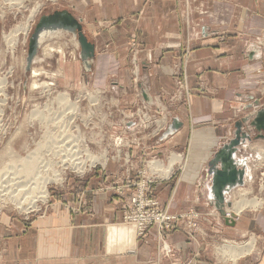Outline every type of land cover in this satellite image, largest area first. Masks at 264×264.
Here are the masks:
<instances>
[{"label":"crops","instance_id":"0c3cea01","mask_svg":"<svg viewBox=\"0 0 264 264\" xmlns=\"http://www.w3.org/2000/svg\"><path fill=\"white\" fill-rule=\"evenodd\" d=\"M67 8L94 43V55L86 68L78 48L73 47L77 57L61 68L65 85L84 81L109 87L122 107L144 100L156 108L174 89V65L184 68L185 83L193 92L187 104L176 106L168 121L175 117L178 126L166 137L159 136L161 131L150 145L162 158L173 150L190 152L185 169L178 176L156 181L154 194L170 211L193 206L207 216L201 217L195 239L180 230L168 233L164 242L170 251L165 252L158 246L155 227L136 236L133 225L120 221L121 211L111 201L112 194L100 191L91 207L75 215L76 221L51 225L53 230L71 232L63 237L51 234L45 258L36 264H184L188 260L215 264L212 247L218 238L213 233L240 237L236 233L243 230L264 229L262 211L252 217L242 212L234 226L224 223L209 201L211 175L206 169L214 151L233 135L234 122L264 107V88L259 89L264 77V0H69ZM107 20L113 22L101 26ZM133 35L142 41L135 53L137 88L131 79V47L126 40ZM186 51L184 58L181 55ZM251 133L257 132L252 129ZM247 144L239 146L237 157L248 158ZM112 166L110 162L109 169ZM102 179L95 171L85 179L84 189L98 186ZM68 239L71 242L66 244ZM223 264H264V249Z\"/></svg>","mask_w":264,"mask_h":264},{"label":"rangeland","instance_id":"374dc122","mask_svg":"<svg viewBox=\"0 0 264 264\" xmlns=\"http://www.w3.org/2000/svg\"><path fill=\"white\" fill-rule=\"evenodd\" d=\"M39 1L41 5L33 17L28 36L34 21L40 14L51 12L54 9H68L69 0H23L18 5L14 1L10 3L9 0H0V77L6 79L5 84L0 85V264H36V260L45 258L44 252L48 251L50 243L49 236L54 234L57 237L58 235L63 237L65 232H71L70 229L68 231L66 229L53 230L51 225L55 222L76 221L75 215L91 207L93 196L100 191H108L112 194L110 199L120 209L122 223H129L125 221V210L136 212V202L141 200L142 203L149 204V208L154 209V213L164 212L167 216L174 217L172 219L173 228L160 230L156 222H153L142 234H139L136 227L129 223L135 227L136 236H143L149 227H155L158 246H163L165 252L170 251L166 249L164 241L166 235L172 231H183L187 237L195 239L197 234H200L201 217L207 215L193 206H188L185 210L170 211L168 205L162 204L154 194L156 181L170 179L175 174L178 176L185 169L190 150H173L166 158H162L159 153L152 151L153 146H149L152 139L157 136L151 133L163 124L166 126L177 105L187 104L189 101L193 89L185 83L184 68H179L178 64L174 65V89L169 94L164 92L166 101H159L156 108H150L144 100L134 101L129 107H122L109 87L92 86L84 81L79 82L78 85L64 84L61 79L62 65L65 61H73L77 55L73 48L75 46L68 40L71 35L63 32L45 41L31 63V67L44 70L36 77L39 80L50 82L49 87L30 88V82L34 76L30 71L24 70L28 36L25 44H21L22 34H20L14 50H10L5 46L2 33H7L14 25L25 22L30 9ZM15 4L16 6H13ZM112 22V20L103 21L101 26H108ZM126 40L129 41L131 47L128 54L131 79L134 88H137L139 68L135 53L137 48L142 47V41L139 35H133L131 39ZM46 42L60 45L61 51L55 50L49 52V55L45 54L43 47L47 46ZM181 56L186 58L187 51ZM260 82L261 91L264 88V77ZM198 86V89L204 88L202 85ZM58 91H66L76 105L65 106L66 103L62 101H53ZM92 97L96 99L93 100ZM145 112L148 118L144 120ZM131 117L136 120L135 125L126 121ZM251 130L252 138L247 140L250 144L255 141H264V138L255 137L256 135L251 133ZM151 135L154 136L150 138ZM72 142L74 145L76 142V146L79 147V155L84 152L83 159H76L81 162L82 172L73 169L74 167L67 163L57 162L58 151L66 146L69 148ZM246 146L249 152L246 155L248 156L246 164H248V173L249 170L251 173L249 181L245 178V187H248L249 191L244 198L246 201L253 198L264 201V158L253 148H249L248 144ZM129 150L130 160L126 161L125 152ZM172 153H176L174 156L177 158L171 165H168V158ZM17 155L20 156L17 157ZM21 156L38 158L29 172L20 169ZM40 158L46 159V162L44 160L40 162ZM154 159L160 161L154 163L156 162H153ZM110 162L115 165L111 169L108 167ZM143 165L146 173L157 172L161 178L146 182L144 179L146 173H137V169H142ZM95 171H99L103 178L102 182L98 186H91L88 190L84 189L85 179ZM33 173H35L34 177ZM55 173H57L56 176L53 175ZM148 174L146 179L149 177ZM106 178L110 180L107 181ZM42 180L46 181L45 195H41V191L38 190L44 182ZM142 181L147 185L143 186L141 199H137L134 195L139 194ZM39 191L40 194H38ZM232 202L233 198L231 205ZM215 210L218 212L217 209ZM258 211L264 212V203H256L254 206L246 205L243 212L252 217ZM176 215H178V220L175 219ZM250 221L254 222V220H249V223ZM192 223L195 226H191ZM214 234H212L213 237L218 238L212 247L215 264H223L226 260L235 263L241 255L253 252L262 253L264 249L263 228H250L245 232L236 233L242 235H239L240 237L224 234L214 236ZM251 236L254 241L248 251L238 252L236 248L232 250L234 253L232 255L229 247H224V239L239 242L248 241ZM70 242L68 239L65 243ZM184 264H190V261Z\"/></svg>","mask_w":264,"mask_h":264},{"label":"water","instance_id":"95a60500","mask_svg":"<svg viewBox=\"0 0 264 264\" xmlns=\"http://www.w3.org/2000/svg\"><path fill=\"white\" fill-rule=\"evenodd\" d=\"M69 33V41L78 48L79 57L86 68L90 67V59L94 55V43L88 39L83 31L81 21L66 9H54L42 13L34 21L32 30L27 38V51L24 70H31V63L36 58L38 49L51 36ZM25 84L23 83V86ZM258 104V101H255ZM247 124V125H246ZM246 127L244 128V126ZM178 121L175 117L168 123L163 135L176 129ZM251 128L257 131L255 137L264 138V107H259L252 114L242 116L234 122L233 135L214 151L207 161V173L211 175L209 187V201L217 208L225 224L233 225L234 217L226 215L224 205H231L229 191L236 186L243 185L246 173V157H237L239 146L252 138Z\"/></svg>","mask_w":264,"mask_h":264},{"label":"bare ground","instance_id":"6f19581e","mask_svg":"<svg viewBox=\"0 0 264 264\" xmlns=\"http://www.w3.org/2000/svg\"><path fill=\"white\" fill-rule=\"evenodd\" d=\"M16 2L17 5L20 4L21 2H23V0H9V2ZM14 4V3H13ZM40 5H41V1L39 2H36V4L34 5V7H32L30 9V14L29 16H27L26 18V21L23 22V23H18L17 25H14L7 33H2L3 35V39H4V42H5V46L6 48L10 49V50H14L15 46L17 45V42L19 41V35H21V39H20V42L21 44L26 42V37L28 36V31L30 29V26L31 25V22L33 20V17L34 15L36 14V12L38 11V9L40 8ZM13 6H16L13 5ZM2 13V12H1ZM4 13V11H3ZM47 46L46 47H43V50L45 51V54H48L49 55V52L51 51H61L62 47H60V45H54L52 43H49V42H46ZM62 44V43H61ZM61 48V49H60ZM63 56V55H62ZM64 60V59H63ZM80 60V59H79ZM42 70L41 68H36L34 66L31 67V70H30V73L32 76H34V78L31 80L30 82V88H33V87H36V86H42L43 88H48L50 84V82H47L45 80H39L38 77H36L37 75H39L40 73H42ZM45 73V72H44ZM37 78V79H36ZM6 79L4 77H0V85H3L5 84V81ZM87 92V91H86ZM90 97V95H89ZM58 98V99H56ZM93 98V97H92ZM91 98V99H92ZM96 98H93V100H95ZM56 101V102H63V103H66L65 106H74L76 105V102L74 100H71L70 97H69V94L66 92V91H58V93L56 94L55 96V99H53V101ZM52 105V104H51ZM64 105V104H63ZM76 107V106H75ZM262 107V106H261ZM259 108V107H258ZM256 108V109H258ZM254 109V111L256 110ZM250 115L252 113H249ZM125 119V118H123ZM143 119L145 120L146 117L143 116ZM169 123V122H168ZM132 125V124H131ZM168 125V124H167ZM166 125V127H167ZM247 125V124H246ZM166 127L163 128L161 131V134L159 136H162L163 134V131L166 130ZM161 127L157 128L155 130V132L157 130H160ZM173 132L169 133V134H166V135H163V137H166V136H169L170 134H172ZM72 139V138H71ZM84 140V139H83ZM259 140V139H258ZM262 141V140H261ZM254 142V141H253ZM264 142V141H263ZM263 142H260V141H255L254 143L250 144L249 145V148H253V150H255L256 152H258L259 155L262 156V158H264V143ZM69 144V143H68ZM76 142H75V145L71 144V146L68 148V146H66V148H63L61 151L59 150L58 151V155H57V158L56 156H54L56 159H57V162H61L62 164L63 163H67L69 166L71 165L72 167H74L73 169L77 170V171H80L82 172L83 169H80V165H81V162L80 161H76L77 158H80L79 156V147L76 146ZM85 149V148H84ZM56 150V149H55ZM83 151V150H82ZM251 151V150H250ZM254 152V151H253ZM12 154V153H11ZM17 154V153H16ZM176 155V153H174ZM174 154L172 153L169 158H168V162L169 164L168 165H171V163L173 162L174 159L177 158V156H174ZM253 154V153H252ZM26 155V154H25ZM20 156V155H17V157ZM37 156V155H36ZM41 156V155H40ZM253 156V155H252ZM12 157V156H11ZM251 157V156H250ZM15 158V157H14ZM47 158V157H46ZM261 159V158H260ZM35 160H38V158L36 159V157L34 158L33 156H24V157H20V161H21V168L22 171L23 170H26V171H30V169L32 168V166L34 165V163L36 162ZM39 160H41L40 162H42V160H44V158H40ZM46 160V159H45ZM44 160V161H45ZM53 160V159H52ZM51 160V161H52ZM55 160V159H54ZM19 161V160H17ZM156 161V162H154ZM158 161L160 160H153L154 163H157ZM250 160H248L249 162ZM253 161V160H252ZM263 161V160H262ZM46 162V161H45ZM56 162V163H57ZM152 162V163H153ZM151 163V164H152ZM252 163V162H251ZM61 164V165H62ZM66 164V165H67ZM60 165V164H59ZM251 166V164H250ZM35 167V166H34ZM83 167V166H82ZM171 166H169L170 168ZM246 173H245V178L246 180H248L250 178V170H249V173H248V165L246 164ZM34 170V169H33ZM21 171V170H20ZM21 171V172H22ZM25 171V172H26ZM32 172V171H31ZM35 172V171H34ZM56 172V171H54ZM53 172V173H54ZM57 173L53 174L56 176ZM35 173H33V177H34ZM248 175V176H247ZM48 177V176H47ZM49 178H51L49 176ZM57 179V178H56ZM38 181V180H37ZM36 181V182H37ZM44 180H42L43 182ZM249 181V180H248ZM252 181V180H251ZM35 182V181H34ZM41 182V181H40ZM45 183L46 181H44L41 185V188L38 189L41 191V195H45L46 194V188L44 187L45 186ZM36 184V183H35ZM41 184V183H40ZM32 186V185H31ZM36 186V185H35ZM34 186V188H35ZM245 182H244V185H239V186H236L234 187L233 189H231L229 192H230V196L233 198V202H232V205L229 207L227 205H224V208H225V212H226V215L228 216H231V214L233 213V217H234V224H235V221H236V218L238 217L239 214H241L244 209H245V206L246 205H250V206H254V204L258 203L260 204L261 202L264 203L263 200H256L255 198L253 199H249L248 201L245 200L244 196L246 195V193L249 191L248 187L246 188L245 187ZM23 187V185H22ZM38 188V187H37ZM21 191V190H20ZM33 191V189H32ZM40 191L38 194H40ZM24 192V191H22ZM33 193V192H32ZM25 194V193H24ZM34 195V194H33ZM23 196V195H22ZM231 200V199H230ZM210 203H212L210 201ZM213 204V203H212ZM214 206V204H213ZM215 207V206H214ZM27 208V206H26ZM216 208V207H215ZM217 209V208H216ZM221 216V215H220ZM222 218V217H221ZM223 219V218H222ZM224 221V220H223ZM233 225H230V226H234ZM228 225V224H227ZM241 232H245L244 230L241 231ZM225 240V243H224V247L228 248L231 250V253H232V250H236V248L239 250L238 252H241V251H248L251 249L252 245H253V241H254V238L251 236L250 237V240H244V241H239V242H236L234 240H227V239H224ZM248 242V243H247ZM250 242V243H249ZM248 244V245H247ZM240 248V249H239ZM234 253H232L233 255ZM238 254V253H237ZM238 257V256H237Z\"/></svg>","mask_w":264,"mask_h":264},{"label":"built area","instance_id":"2783aa9c","mask_svg":"<svg viewBox=\"0 0 264 264\" xmlns=\"http://www.w3.org/2000/svg\"><path fill=\"white\" fill-rule=\"evenodd\" d=\"M142 107H144V106H142ZM145 114H146V116L145 115H143V116H145L147 119L148 118L147 112H145ZM128 117H130V116H128ZM132 118L133 117H131V119H128V120L125 119V120L129 121L130 124L135 125L136 120L132 119ZM125 120H122V122H126ZM164 126H165V124H163V126L160 128V130H158L157 132L153 131L151 134H155V136L158 135L161 132V130L164 128ZM131 135H133V133ZM152 136H154V135H151L149 137L151 138ZM149 146L152 147L151 145H149ZM83 154H84V152L80 153V158H82V159L84 158ZM130 156H131V154H130V150H129L128 152H125L124 159L126 161H128V160H130ZM137 173H142V174L146 173V168L144 167V165H143L142 169H137ZM147 174L148 173H146L144 176V179L146 182H148V181L153 182V181H156V180L161 178L160 174L152 171V172H149V174H148L149 177L146 179L145 177ZM146 182H144V181L141 182V185H140L141 190L139 191V194L134 195V196H137V199H141L140 195L142 194L143 186L147 185ZM143 183H144V185H143ZM136 204H137V206H136L137 211L136 212H131L127 209H126L127 211L125 210V219H126L125 221L132 223L136 227L137 232L139 234H142L145 231V229L147 228V226L151 225L153 222H156L155 224L157 225L158 229H160V230H162L164 228H173L174 227L173 220H172V219H174V217L169 216V215L167 216L164 212L163 213H154V209H150L149 204L142 203V200L140 202H136ZM175 219L178 220V215L175 216ZM189 223H191V222L189 221ZM191 226H195V224L192 223Z\"/></svg>","mask_w":264,"mask_h":264}]
</instances>
